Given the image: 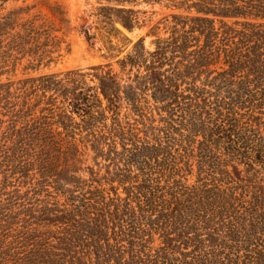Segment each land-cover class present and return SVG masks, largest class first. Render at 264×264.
Listing matches in <instances>:
<instances>
[{
    "label": "trees",
    "instance_id": "16d2710c",
    "mask_svg": "<svg viewBox=\"0 0 264 264\" xmlns=\"http://www.w3.org/2000/svg\"><path fill=\"white\" fill-rule=\"evenodd\" d=\"M130 1L169 11L133 40ZM92 14L114 62L17 76L69 17L0 12V264H264V0Z\"/></svg>",
    "mask_w": 264,
    "mask_h": 264
},
{
    "label": "rangeland",
    "instance_id": "374dc122",
    "mask_svg": "<svg viewBox=\"0 0 264 264\" xmlns=\"http://www.w3.org/2000/svg\"><path fill=\"white\" fill-rule=\"evenodd\" d=\"M37 0H0V12L6 11L10 8L18 5L31 4ZM57 1L67 10L69 22L65 27V33L63 34L62 48L59 51L60 55L57 59L50 64L43 65L37 70H24L18 67L16 75L20 76L26 73H38V72H49V71H61L70 68L85 67L93 64L104 63L107 61L114 62V58L106 57L105 51L102 47V43L99 38L92 36L86 38L84 29L88 26L89 31H95L93 22V12L96 5L99 4L100 0H48ZM126 7H134L145 10L139 12V26H136L132 30H128L123 27L119 22L115 25L121 29V31L131 37L133 40L139 36L146 34L151 26L160 19L163 15L168 13V8L164 7L160 3H151L138 1L126 2ZM47 11V8L44 7ZM152 35H145V44L148 47H152L151 42ZM114 67L116 64L113 63ZM27 71V72H26Z\"/></svg>",
    "mask_w": 264,
    "mask_h": 264
}]
</instances>
